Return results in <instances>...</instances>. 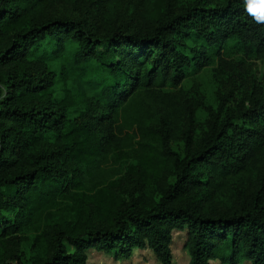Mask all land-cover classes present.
Wrapping results in <instances>:
<instances>
[{"label":"trees","instance_id":"1","mask_svg":"<svg viewBox=\"0 0 264 264\" xmlns=\"http://www.w3.org/2000/svg\"><path fill=\"white\" fill-rule=\"evenodd\" d=\"M35 4L0 0V233L21 230L46 213L51 204L43 197L59 191L58 182L67 173L80 186V162H93L88 156L102 142L126 134L140 137L139 165L171 172L175 182L145 208L132 191L109 226L57 225L47 257L33 264H87L91 247L123 257L145 245L161 264H173L170 245L177 229L188 231L190 264H211L212 259L264 264V168H259L264 91L249 82L247 101L222 119L231 93L223 96L217 110L209 111L208 130L196 144L195 109L164 90L181 83L193 64L179 47V36L191 31L209 44L237 37L264 56V0H224L214 7L194 0L180 11L166 0L156 24L142 33H125L121 26L104 32L89 17L35 20ZM64 54L78 76V89L68 87L58 101L55 75L46 65L52 55L56 59ZM27 58H37V69L8 67ZM229 70L235 73L234 65L221 56L216 71ZM74 109L79 115L71 119ZM151 111L159 118L158 126L147 119ZM237 119L251 127L242 128ZM180 122L184 154L175 151L171 141ZM67 125L71 129L64 143L44 144L45 135L61 136ZM252 173L260 184L250 199L241 196L230 210L211 205L219 187ZM203 175L207 182L201 180ZM11 211L14 216L6 214ZM4 242L0 239V245ZM12 261L23 264L16 253L0 251V264Z\"/></svg>","mask_w":264,"mask_h":264},{"label":"rangeland","instance_id":"2","mask_svg":"<svg viewBox=\"0 0 264 264\" xmlns=\"http://www.w3.org/2000/svg\"><path fill=\"white\" fill-rule=\"evenodd\" d=\"M34 18L39 20L47 17L67 18L79 21L82 18L95 19L99 29L107 32L115 26H121L125 33L131 31H148L157 22L159 13L166 5V0H35ZM194 0H172V9L180 11L182 6ZM224 0H205V5L214 7ZM179 47L193 59L191 67L187 68V77L178 85L170 83L164 90L179 95L180 100L195 109V143L208 130L209 111H216L222 97L231 93L226 102L222 119L236 111L250 94L249 82L255 81L264 91V56H260L255 48L244 44L237 37L225 43L209 44L205 37H200L197 31L189 35L179 36ZM70 48V46H68ZM102 50L103 47L101 48ZM55 57L47 60V68L54 73V96L62 100L66 89H78V76L71 68L69 57ZM230 61L235 67L231 71L218 72L220 57ZM198 62V63H196ZM37 58L16 61L8 65L11 70L35 68ZM198 64L203 65L201 67ZM91 94V93H90ZM79 115L78 111L69 112L71 119ZM147 119L154 125H159V118L151 111ZM242 128H250L248 122L237 119ZM260 124V123H258ZM256 127L252 123V131ZM71 127L66 126L62 135H45L44 144L53 142L64 143ZM183 125L180 122L174 127L171 141L175 151L184 154L182 136ZM132 133V131H131ZM130 133V134H131ZM140 137L130 138L126 134L119 139H108L92 156L93 162H80L81 175L78 186L69 173L58 182L59 191L49 197H43L48 202L49 210L35 220H29L23 229L9 235L0 233V239L5 240L0 245V251H9L20 256L23 264H33L35 260L46 258L50 251L49 238L57 225L67 228H80L85 225L112 223L115 213L122 202H129L131 192L138 198L142 207L155 203L161 190L175 182V176L164 170L139 165ZM85 157V158H88ZM78 159V158H77ZM259 168H264V153L260 159ZM206 175L201 180L207 182ZM260 179L252 176L235 177L227 186L219 187L211 198V205L224 210L238 206L241 196L246 199L255 194ZM56 184V183H54ZM99 184V185H98ZM97 185V186H96ZM50 201V202H49ZM14 216L15 212H6ZM173 264H190L189 234L187 229L173 231V241L170 245ZM87 264H161L154 252L147 246L133 248L126 256L119 257L115 251L106 252L98 247L86 251ZM18 264V261H12ZM211 264H228L219 259H212ZM235 264H251L248 260H240Z\"/></svg>","mask_w":264,"mask_h":264}]
</instances>
